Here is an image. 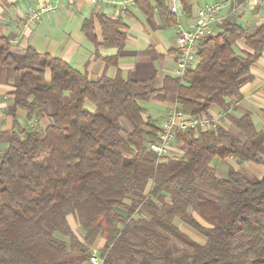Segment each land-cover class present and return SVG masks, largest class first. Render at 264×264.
Here are the masks:
<instances>
[{
	"label": "trees",
	"instance_id": "1",
	"mask_svg": "<svg viewBox=\"0 0 264 264\" xmlns=\"http://www.w3.org/2000/svg\"><path fill=\"white\" fill-rule=\"evenodd\" d=\"M136 4L149 17L157 12L163 28L175 21L166 0ZM181 5L192 13L193 0ZM124 27L122 18L95 14L82 30L96 47L118 48L120 55ZM219 27L200 43L195 68L184 79L166 77L161 89L155 75L124 78L118 71L113 79L91 80L33 48L15 54L0 38L1 64L14 87L7 111L14 128L0 132L7 144L0 153V264H92L100 241L103 264H264V174L251 178L230 169L219 177L206 164L207 158H231L264 165V131L250 115L236 120L242 137L221 124L210 131L177 130L175 155L158 158L148 149L160 125L142 103L156 95L195 118L213 106L228 111L229 99H242L241 87L264 52V26L250 34L230 20ZM239 41L252 52H237ZM20 113L31 127L45 118L51 123L37 132L18 123ZM173 241L187 250L174 256Z\"/></svg>",
	"mask_w": 264,
	"mask_h": 264
},
{
	"label": "crops",
	"instance_id": "2",
	"mask_svg": "<svg viewBox=\"0 0 264 264\" xmlns=\"http://www.w3.org/2000/svg\"><path fill=\"white\" fill-rule=\"evenodd\" d=\"M215 2L223 3L221 17L224 20L221 24L228 20L236 22L249 34L264 26V0H193L191 14L188 15L183 10L177 16L173 14L175 21L164 28L157 12L149 17L135 2L130 6L127 16L122 18L127 41L122 54L119 55L118 48L96 47L82 30L83 22L95 14L121 19L113 4L104 2L100 8H96L91 0H0V38L9 41V50L15 54L22 55L26 49L33 48L63 59L76 70L86 73L91 80H97L103 75L113 79L118 71L122 72L124 78L138 79L155 75L156 87L161 89L166 77L177 76L178 29L188 28L195 21L200 8ZM166 3L170 7L171 0H166ZM41 4H51L58 9L38 22L25 26L24 20L29 11ZM95 28L98 42L102 44V31L96 19ZM219 30L218 24L215 26V32ZM236 50L239 53L252 52L244 41L238 42ZM251 67L252 79L241 87L242 99H229L228 111L213 106L203 113L201 118H219L222 125L229 129L232 123L236 125V120L247 114L251 116L257 130L264 131V52ZM13 90V81L9 78L7 70L2 67L0 58V132L14 128L13 118L7 114L13 104ZM150 102V107H143L147 115L160 125V117H165L172 104L156 98L150 99ZM17 120L22 127L31 123L23 113L19 114ZM42 122L48 125L51 119L45 118ZM6 148L7 144L0 141V153ZM219 160L221 159L218 158ZM214 164L211 166L215 167ZM254 165L264 169V165ZM230 169L238 171L234 166Z\"/></svg>",
	"mask_w": 264,
	"mask_h": 264
},
{
	"label": "built area",
	"instance_id": "3",
	"mask_svg": "<svg viewBox=\"0 0 264 264\" xmlns=\"http://www.w3.org/2000/svg\"><path fill=\"white\" fill-rule=\"evenodd\" d=\"M153 1V0H151ZM113 4L119 11V17L127 16L130 6L134 5L136 0H91V3L100 8L102 3ZM181 0H171L169 7L172 14L181 13ZM223 3L215 2L200 8L197 11L195 21L188 28L178 29V67L177 77L184 79L186 74L192 68H195L198 62V47L201 42L215 34V26L221 24L224 20L221 17ZM58 7L51 4H41L38 8H33L25 17L24 25L28 26L49 16L57 11ZM222 122L219 118L207 120L201 117H191L180 110L179 104H172L165 117L160 122V132L158 139L148 145L149 152L166 158L172 155L176 141L177 130H202L210 131L216 129ZM92 264H103L97 250L91 255Z\"/></svg>",
	"mask_w": 264,
	"mask_h": 264
},
{
	"label": "rangeland",
	"instance_id": "4",
	"mask_svg": "<svg viewBox=\"0 0 264 264\" xmlns=\"http://www.w3.org/2000/svg\"><path fill=\"white\" fill-rule=\"evenodd\" d=\"M136 77H139V76H136ZM154 98L158 99V100H163V97L161 94L159 95H156ZM150 101H147V102H143L142 105L143 106H151L150 105ZM89 106H91L89 103H88ZM157 106V105H156ZM93 108V106H92ZM160 119L162 120V117H160ZM30 122L29 124H27V126L31 127L30 126ZM123 124L125 125V122H123ZM46 126V123L45 122H42V123H39L36 122V126L34 127H31L34 131H37V132H41L43 130V128ZM229 129L231 132H233L235 135H238L240 137H242L240 135V132L239 130L237 129L235 123H232L230 126H229ZM178 151H177V148L174 146V150L172 152V155H175L177 154ZM232 160V161H230ZM230 160H219L218 161V158H207L206 160V164H214V162H216L214 164L216 170H217V174L219 177H226V175L228 174V171H229V168L234 166V168H236L238 171L246 174L247 176H251V178H258L259 176L262 175V171L264 172V169L262 167L258 168L256 167L254 164H247V163H234V159H230ZM236 164V166H235ZM209 191L210 189L207 188ZM189 211L191 213H193L195 215V217L205 226H209V224L204 221L197 213L193 212V210L191 208H189ZM140 214L145 216V217H148V213L145 209H141L140 210ZM69 221H70V224L73 228V230L76 232V234L81 238L82 237V231L81 229L79 228V226L77 225L75 219L73 217H70L69 218ZM176 224L181 228L183 229L185 232H187L192 238L198 240V241H204V238L198 233L196 232L195 230H193L192 228L188 227L186 224L180 222L179 220H176ZM130 239L131 241H138V238L137 236H135L134 234H131L130 235ZM103 246V241H100L97 245V247L95 248V250H101ZM187 250V248H185L184 246H182L181 244H179L178 242L176 241H173V255L174 256H180L182 255L185 251Z\"/></svg>",
	"mask_w": 264,
	"mask_h": 264
}]
</instances>
